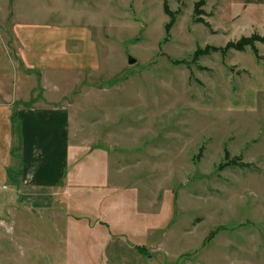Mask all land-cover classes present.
I'll list each match as a JSON object with an SVG mask.
<instances>
[{"label":"rangeland","instance_id":"rangeland-1","mask_svg":"<svg viewBox=\"0 0 264 264\" xmlns=\"http://www.w3.org/2000/svg\"><path fill=\"white\" fill-rule=\"evenodd\" d=\"M198 1L0 0L3 100L19 80L28 90L16 101H44L33 97L43 76L22 62L16 22H54L62 9L94 30L100 69L68 75L61 96L46 100L70 109L75 143L124 167L146 235H108L70 221L67 206L52 214L28 204L33 211L2 210L0 264H264V43L258 55L251 46L223 53L264 31L244 33L225 0L195 12ZM165 2L175 15L168 37ZM207 48L219 50L195 56Z\"/></svg>","mask_w":264,"mask_h":264},{"label":"crops","instance_id":"crops-1","mask_svg":"<svg viewBox=\"0 0 264 264\" xmlns=\"http://www.w3.org/2000/svg\"><path fill=\"white\" fill-rule=\"evenodd\" d=\"M225 2L231 8L228 19H240L248 29L244 33L264 31V0ZM58 13L54 22L31 17L32 20L26 18L13 26L22 62L29 71L43 76L44 92L34 93L33 97L44 101L32 105L16 101L28 90L24 81L12 85L20 99L16 93V97L11 96L13 99L3 100L8 96L0 90V216L19 206L25 211L39 206L52 214L67 206L72 222L96 226L116 237L131 235L142 239L146 235L137 232L133 213L138 201L127 197L124 167L113 165L110 153L104 149L75 143L70 109L48 102L49 98L61 96L64 82L74 79L68 75L93 74L101 66L94 30L87 23L71 21L73 17L81 20L82 14L62 9ZM84 15L89 17L88 12ZM45 83L54 87L52 97L46 94ZM29 95L27 98L31 99ZM15 113L20 122L19 134L13 130Z\"/></svg>","mask_w":264,"mask_h":264},{"label":"trees","instance_id":"trees-1","mask_svg":"<svg viewBox=\"0 0 264 264\" xmlns=\"http://www.w3.org/2000/svg\"><path fill=\"white\" fill-rule=\"evenodd\" d=\"M205 1L204 0H199L198 2H196L195 4V12H200L201 7L204 6ZM164 9H165V13L170 17L169 22L167 23L166 27H165V33H166V37H168L170 35L171 32V28L175 22V15L172 13V11L170 10L168 4L165 2L164 4ZM202 13V11H201ZM256 42H261L264 43V37H260L257 36L256 34L252 35L250 38H241L239 41L237 42H229L226 46V48L223 50V53H226L227 51L231 50V49H235L238 51H243L247 46H251L252 49L255 51V54L258 55V49L254 46V44ZM212 50H219V48H207L206 50H198L195 54L196 57H199L202 54H206V53H210ZM175 63H182L181 61H176ZM13 130L15 131V133L19 134L20 133V122L18 119L17 114L15 113L13 115ZM227 153H226V157H227ZM138 250L141 253H146L148 254V250L145 247H137Z\"/></svg>","mask_w":264,"mask_h":264},{"label":"water","instance_id":"water-1","mask_svg":"<svg viewBox=\"0 0 264 264\" xmlns=\"http://www.w3.org/2000/svg\"><path fill=\"white\" fill-rule=\"evenodd\" d=\"M134 62V59L133 58H130V63H133Z\"/></svg>","mask_w":264,"mask_h":264}]
</instances>
